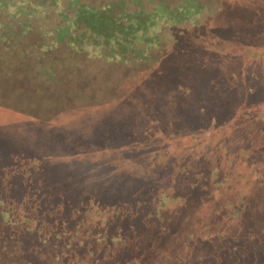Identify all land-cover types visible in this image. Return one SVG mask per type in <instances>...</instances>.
<instances>
[{
    "label": "trees",
    "instance_id": "obj_1",
    "mask_svg": "<svg viewBox=\"0 0 264 264\" xmlns=\"http://www.w3.org/2000/svg\"><path fill=\"white\" fill-rule=\"evenodd\" d=\"M85 1L37 0L33 3L28 0L27 4H23L24 0H0V47L6 52L13 55L19 52L17 57L20 58L25 52L26 58L32 56L35 65L37 56L26 51L29 44L23 41L22 37L32 29L33 20L38 21L34 12H41V7H50L55 11L53 13L56 25L49 31L41 28L38 33L42 38L52 37V43L44 44L48 48L38 55V58L42 57L36 64L40 66L39 70H55L52 65H45L48 55L53 49L67 46L71 52L78 51L76 54L86 52L90 59H100L113 64L114 67L119 65L123 70L126 67L128 73H133L134 70V74H137L135 85L139 81L144 86L141 87L142 90L140 87L131 86V89L137 90L128 98L122 95L108 96L110 99L95 105L101 106L98 113L103 114V120L106 121L99 137L94 136L90 140L85 137L77 145L64 141L69 149L63 148L62 151H78L74 156L76 166L73 171L87 168L92 172L91 170L99 169L96 171L105 174V179L102 176V194L84 196L86 201L74 209L70 208V216L64 214L61 205L43 206L42 214L48 222L53 211L60 212V235L47 234L44 224L35 219L34 224H28L29 232L33 234L38 226V232L44 234L42 239H46L39 240L38 247L40 242L49 241L48 235L60 238L63 250L69 249L77 256L72 264H88L86 258L92 253H85L86 256H83L76 253L73 247L66 246L63 236L67 233L64 230H67L70 236L85 234L86 237L100 240L99 244L102 246L96 250H102L101 257L93 264H199L203 258L216 257L213 250L217 248L212 245L216 233L210 230L211 224L206 227L205 223H202L203 228L206 227V233L210 235L209 238H203L194 235L195 231L199 233L198 228L202 225L199 223L198 227L193 229L197 224L193 225L194 220L212 216V213L216 212V206L219 205L216 203L218 189L225 188L231 193L236 187L251 182L249 177L259 175L257 178H260L262 175L261 168L255 166L257 160L252 156H264V111L261 104L257 103L252 104L251 110L249 108L247 111L240 106V102L247 96L261 98L264 95V73L261 67L264 64V0H259L254 5L252 3L253 8L252 5L246 6V0H220L214 10L212 5H209L212 0H98L93 3ZM39 2L43 4L38 9H32V5ZM211 10L212 24L208 16L206 18V13L210 14ZM205 25L212 32L216 30L226 37L229 32L226 28L229 27L230 40H237L238 44L235 46H239V52L256 60L255 67L249 72L246 64L240 60L243 58L237 59L235 66L245 70L227 74L232 77L231 83L236 84L233 89L237 93H216L218 98L215 103L219 105H216L213 112L207 111L212 108L209 98H201L198 102L195 98L198 89H208L204 80L199 79L197 74H192L191 79L181 75H175L174 78L168 76L165 71H170L172 67L174 69L182 59L172 57L180 38L197 34L206 27ZM5 29H10L11 35L21 37L9 39L4 35ZM216 40L227 41L218 35ZM214 42L216 41H211V44ZM230 47L225 49L232 51L236 48L234 43ZM79 48H85L86 51ZM215 50L214 48L213 53ZM65 52V59L68 60L71 52ZM214 59H199L195 64L202 63V66H207L210 62H215ZM188 61L193 63L196 59L189 58ZM215 66L218 71V63ZM140 67L143 68L139 71ZM221 73L222 77L226 76L224 70ZM219 80V74L215 77L210 75L208 82L217 86ZM59 83H68V78L63 80L61 77ZM87 88L90 89L91 86ZM80 94L82 93L67 92L65 96L58 98L55 105L60 108V113L53 116L49 122L45 121V124L41 123L39 117L35 119L26 114L24 118L31 120L19 126L20 135L12 139V145L8 144L9 137L0 138V149L9 150L7 159H0V243L3 245L8 239L15 243L21 238V230L4 216L9 212L11 204L17 203L11 200L6 190L10 177L14 174L21 175L22 169L43 164L38 151H51L48 142L36 141L37 134L33 135L34 131L44 127H50L51 130L55 126L63 134H67L64 122L69 121L72 126L75 125L71 128L77 129L86 124V119L93 120V114L86 110L88 108H80L83 105L72 102ZM231 95H236V103L231 99ZM247 112L253 116L246 115ZM245 116L251 118V125L242 122ZM105 127L107 129L102 133ZM57 150L60 148H54V153H57ZM63 163L67 165L66 162ZM67 166L69 168L70 164ZM109 172L115 174L117 179L109 181L108 177L106 178ZM28 175L26 172L21 175L22 183H29ZM129 184L131 197L122 198L125 189L120 187ZM82 189L85 190L83 186ZM116 197L119 199H115ZM221 199L226 200L224 196ZM226 202H220V207H226L223 214L231 217L242 214L243 208L225 204ZM31 203L32 200L30 205ZM237 204H240V200ZM29 209L32 210L30 207ZM112 215H115L114 218L118 217V221L115 222V219L111 218ZM76 216L81 219L74 220ZM137 218L142 219L139 226L144 225L151 231L153 236L148 237L151 243L138 242L141 249L137 245L136 251L127 252L123 260H114L109 244L116 246L120 243L121 246L128 247L127 242L135 236L134 225L130 221H136ZM71 220L77 223L73 224ZM88 223L93 224V227L88 228ZM190 225L191 231L186 229ZM175 226L180 228L178 235L172 234V228ZM12 229L20 231L17 241H13L10 235ZM220 234L226 237L227 232L223 230ZM168 235L171 240L167 241L168 238L165 237ZM145 244L148 245V253L145 252ZM6 248L0 247V250ZM61 251L53 254H56L54 257H58L63 264L58 254ZM60 254L65 255L63 252ZM11 263L4 260L2 264Z\"/></svg>",
    "mask_w": 264,
    "mask_h": 264
},
{
    "label": "rangeland",
    "instance_id": "obj_2",
    "mask_svg": "<svg viewBox=\"0 0 264 264\" xmlns=\"http://www.w3.org/2000/svg\"><path fill=\"white\" fill-rule=\"evenodd\" d=\"M34 1L35 3L37 2V0H32L33 3ZM96 1L98 0H86L85 2L93 3ZM218 1L220 0H212V2H210L209 5H212V10L216 8L215 6ZM258 1L259 0H246V6L251 7L252 3L254 5ZM69 2H73V0H69ZM27 3L28 0H24L23 4ZM42 4L43 3L41 2L34 4L32 5V9H38ZM21 6L23 7V5ZM41 8V12L37 13V10L34 12L38 19L36 22L35 19L33 20L34 29L32 27L30 32L22 37L23 41H26V43L29 44L26 46V51H30V54L35 53L37 56V59L34 60L35 65L32 56L26 58L27 55L24 54L25 52L22 53L20 58L17 57L19 56V52L15 53L17 55H13L0 47V138L9 137L10 141L8 140V144L12 145V139L20 135V132H18L19 126H22L24 123L30 122L31 120L24 118L26 114H29L26 116H32L31 118L35 119H38L39 117L41 123L44 122L45 124V121L49 122L53 116H57L60 113V108L55 105L56 100L65 96L67 92L82 93L76 98V100H72V102H75L79 106L83 105V107L80 108H88L86 110L91 112L93 114L92 117L94 118L93 120L90 118L86 119V124H82V126L77 129H72V124L69 121L64 122L65 129L68 130L67 134H63L62 131L57 127L55 128V126L51 130L50 127L49 129L44 127L43 129L39 128V131L33 132V135L37 134L35 138L36 141L45 140L51 145V151L49 149H43L41 151L37 150L40 154L38 156L41 158L43 164L21 170V175L25 172L29 174V183H22V177L18 174H14L10 177V181L8 182L9 186H7L8 189L6 190L11 200H15V202L20 203V205H17V203L11 204L9 212L4 214V216L11 221L13 226L21 230V238L17 241L20 231L12 229L10 235L13 238V241L17 242L13 243L6 236L8 241L4 243V245L0 243V247H7L5 250H0V264H2L4 260L9 263L12 262L11 264H61L58 257H54L56 254H53L60 250L65 254L62 256L60 254L61 252L58 253L63 264H72L74 260H76V254L70 252L69 249L68 251H66V249L64 251L61 239H57L54 236L60 235L61 233L58 230L60 227V219H58L60 217V212L53 211V213L50 214V222H48L46 217L42 214L44 209L43 206L50 207L51 205H61L64 214L70 216V208L74 209L80 206L82 202L86 201V196L91 197L94 193L96 195L102 194V176H104L105 179V174L102 175V173L96 171L99 169L91 170L92 172L87 168L81 171H73L76 166L74 164V156L78 154V151H76L77 149H74L72 153L67 151L69 147L65 146L64 141L68 144L77 145L79 141H82L85 137L88 140L94 136L99 137L100 130L102 126L105 125L106 121L103 120V114L100 115V113H98V111L101 110V106L95 105L104 103L106 99L109 98L108 96L118 97V95H122L128 98V96L134 95L137 89L135 90L134 88L133 90L131 89V86L137 88L144 87L139 81H137L135 85L137 74H134V70H132L133 73H128L126 72V67L125 70H123L119 65L114 67L113 64L106 63L100 59H90L86 52L76 54L78 53L77 50H75L77 51L76 53L71 52L68 50L67 46L57 50L53 49L52 53H49V58L45 65L46 67L52 65V68L55 70H39L38 67L40 68V66H36V64L41 61L40 59L42 57L38 58V55L42 54V50L48 48L44 44L52 43V37L43 36L42 38L40 35L38 36V33L41 31V28L49 31L56 25L54 21V9L50 7ZM212 10L210 14L206 13V18L208 16L210 24L213 23L211 18ZM208 28L209 27L206 26L202 31H198L197 34L193 33L181 37L178 45L175 46L173 50L172 57H177L178 59L181 57L182 59L177 63L174 69L172 67L170 71H165L168 76H173L174 78L175 75H181V77H188L191 79L192 74H197L199 79L204 80V84L208 89H198L195 98L197 102L201 98H209L208 101L212 108L210 110L207 109V111L213 112L214 108L217 107L216 105H219V103H215L218 98L216 93H237V91L233 89V86H236V84L231 83L232 77L230 78L227 75L228 72H230L231 75L233 71L237 73L239 70L242 72L245 70L235 66L236 61H238L237 59L243 58V60H240L246 64L249 72L251 71V68L255 67L256 60L248 54L239 52V46H235L238 44L237 40H230L231 38L228 33H230L231 30L229 27L226 28L229 31L227 37L222 36L221 32H217L216 30L212 32ZM11 32L10 29H5L4 35L9 39L14 40L15 38L21 37V35L13 36L11 35ZM217 35L227 41H217ZM213 40L216 42L211 44V41ZM232 43H234V48L236 47L235 50H226L225 48H227V46L231 48L230 46H232ZM214 48L216 49L215 53H213ZM84 49L85 48H79V50L86 51ZM65 51L71 52H69L70 57L67 58L68 60L65 59ZM94 52L96 51L94 50ZM95 54H97V52ZM212 57L215 58V62H210L207 66H202V63L195 64L199 59H212ZM189 58L196 59V61L191 63L188 61ZM216 63H218V71L215 66ZM221 63H225V65L221 66ZM132 65L135 66L134 64ZM33 66L35 67L33 68ZM142 66L146 67L145 65ZM143 67H140L139 71ZM261 67L264 73V64H262ZM222 70H224L225 77H222ZM63 71L65 73H63ZM249 72L248 76L251 75ZM53 73L55 74L52 75ZM218 74L221 78V80H219L220 83H217V86L210 84V82H208L210 75L215 77L218 76ZM61 77L63 80L67 77L68 83H59ZM96 82L97 84H95ZM88 86H91V88L88 89ZM211 92L212 94L210 95ZM231 99L234 103L237 102L236 95H231ZM256 103L261 104V108L264 111V95H262L261 98L247 96L241 100L240 106L248 111L249 108L251 110L252 104ZM87 105H89V107ZM202 106L206 107V105ZM251 114L248 113L246 115L252 117L253 115ZM85 117L86 114L84 118L82 117L83 120ZM250 119L251 118L245 116L242 119V122L244 124L247 123L249 126L251 125L249 122L251 121ZM66 126L68 127L66 128ZM74 126L75 125L72 127ZM113 127L117 128L115 125H113ZM106 129L107 127L103 129L102 133L105 132ZM23 130L26 131L25 129ZM71 130L76 131V133ZM85 130L86 135H84ZM89 134H92L93 136H88ZM56 147L60 148V150H57V153H54L53 150ZM63 148H67V150L62 151ZM0 151V159L2 161L6 160L9 150L0 149ZM252 158L257 160L255 166L262 170L260 178H257L259 175L249 177L248 180L251 182L248 181L249 183L242 185V187H236V190H232L231 193L225 188L218 189V194L222 198L224 196L226 200H222L219 195H216V203L219 204L216 206V212L212 213V216L209 215L208 217L194 220L193 225L197 224L193 226V229L198 227L199 223H205L206 227L211 224L210 230L216 233L214 234L215 238H213L212 241V245L217 248L213 250L216 257L203 258L199 264H264V156L261 157L257 155V157L252 156ZM63 162H66L67 165L70 164V167L68 168ZM56 163H58V165H54ZM107 177L109 181L117 179L116 175L111 172L106 175V178ZM255 179L257 180L255 181ZM106 182L108 181L106 180ZM114 185L116 184L114 183ZM82 186L85 190L82 189ZM130 187L131 184L120 187V189H125V193L121 196L122 198L130 199ZM25 196H28L29 198H25ZM115 199L118 200L119 197H116ZM31 200L32 203L30 205ZM239 200L240 204H237V201ZM224 201H227L225 204H234L240 209L243 208L242 214L237 217H231V215L226 213L223 214V212L226 211V207H220V202ZM86 205L88 204L86 203ZM29 207L32 210H30ZM224 216L228 217L225 218ZM114 217L115 215L111 216L112 219ZM117 218H114L115 222ZM34 219L44 224L47 234H54L48 235L50 236L48 242H40V247H38V242L39 240L43 241L46 239H42L44 234L38 232V226H36L37 228L34 227L36 230L33 231V234L31 231L29 232L28 229V224L35 223ZM73 219L79 220L81 218L76 216ZM71 222L73 224L77 223V221L74 223L73 220H71ZM141 222V218H137L136 221H130V223L134 225L133 233L135 236L127 242L129 244L128 247L121 246L120 243L116 244V246L113 243L109 244V246H111L110 252L113 254L114 260H123V257L127 255V252L136 251L137 245L141 249L139 243H151L148 237L153 235L144 225L139 226L142 224ZM5 224L7 225L8 222L6 221ZM68 224L72 225L71 223ZM87 227L91 228L93 227V224L88 223ZM206 227L203 228V224L200 225L198 228L199 233L195 231L194 235L209 238L210 235L206 233ZM186 229L191 231L192 226H187ZM179 230L180 228L177 226L173 227L172 234L178 235ZM223 230L227 232L226 237H224L223 234H220ZM64 231L67 233V235L63 236L66 246L73 247L74 250H76V253L83 256H86L85 253H92L86 258L88 264H93L96 260L100 259L102 250H96L102 246V244H99L100 240L92 239L89 236L86 237L85 234H72V236H70L67 230ZM166 238H168L167 241L171 240L169 235L168 237L166 236L165 239ZM143 246L146 248L145 252H147L148 245L145 244ZM126 248H128V250Z\"/></svg>",
    "mask_w": 264,
    "mask_h": 264
}]
</instances>
